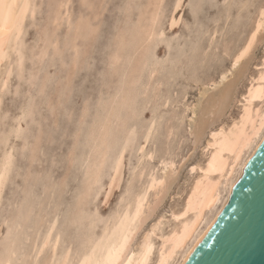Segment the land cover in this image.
<instances>
[{"label":"rangeland","instance_id":"rangeland-1","mask_svg":"<svg viewBox=\"0 0 264 264\" xmlns=\"http://www.w3.org/2000/svg\"><path fill=\"white\" fill-rule=\"evenodd\" d=\"M32 1L33 8L40 10L35 8L33 17L28 14L24 22L21 74L13 62L15 55L1 70L0 142L8 138L4 147L13 161L0 196V264L10 248L16 252L10 264H49L51 247L36 258L34 246L53 218L51 239L58 241L52 264H72L88 235L99 236L133 197L135 148L152 120L154 133L144 147L153 152L149 163L157 164L159 173L158 162L163 157L172 160L174 173L166 171L169 179L159 204L150 198L155 212L146 213L150 220L135 236L134 248L158 217L163 216L162 231L169 229L170 212L182 205L198 174L191 167L205 159L209 132L238 114L247 82L264 57V30L229 78L217 86L204 85L229 69L264 0ZM178 2L180 10H176ZM172 16L176 24L170 29ZM151 29L161 36H148ZM185 109L190 112L184 114ZM22 112L27 115L20 122L22 133L15 138L9 131ZM125 124L132 128V140L119 153L113 139L124 135ZM2 148L0 144V155ZM99 149L112 158L104 162L96 184L88 181L86 172ZM115 154L121 159L116 165Z\"/></svg>","mask_w":264,"mask_h":264},{"label":"bare ground","instance_id":"bare-ground-1","mask_svg":"<svg viewBox=\"0 0 264 264\" xmlns=\"http://www.w3.org/2000/svg\"><path fill=\"white\" fill-rule=\"evenodd\" d=\"M4 3L11 4L12 8L10 11L5 8L3 14L0 15V93L3 91L4 88V82H2L1 80V70L3 69V65L8 62V59L11 58V55H15L16 59L13 62H15V66L17 67L18 75L21 74L19 72L23 65V53L21 48V36L23 26L27 15L31 14V17H33V12L36 8L35 6V8H33L32 0H4ZM179 4L180 3L178 2L177 5ZM39 6L40 5H38V7ZM178 8L179 6H176V10ZM38 10L40 9L36 8L37 12H39ZM60 10L61 12L63 11V6L60 7L59 11ZM31 17L30 20L33 19H31ZM62 18L64 19L65 17ZM68 21L69 20H67V22ZM53 24L55 26L57 23ZM175 24V17L172 16L169 21L170 29ZM60 28H58V30H60ZM263 30L264 4L258 8L256 12V17L253 22V27L249 32L245 43L233 55L229 69H226L219 73L220 77L217 81L212 80L210 81V83H206L204 87L213 86L216 85V83L224 82L229 74H233L232 72H234V70L238 68L240 63L249 55L254 44L258 40V35ZM145 33H148L147 30ZM152 34L158 35L157 38L161 36V33H155V31L151 29L148 33V36H151ZM214 34L215 32H211L210 37H213ZM52 47L54 48L55 44ZM151 66L155 67L154 64ZM257 67V71H255L256 73H253L254 75L249 78L250 81L247 82L249 83L248 86L246 88L244 87L246 89V92L242 94V100L240 101L241 107L239 106L240 110H238V114L235 117L231 118V120L229 119L230 121L227 120L228 122L226 121V123H223V121L220 125L218 124L217 127H212V130L210 129L211 131L209 132V137L208 139L206 138L207 141L206 143H204L205 146L203 145L205 149L204 151H206L205 159L202 163H197L196 166L194 164L193 167H191V172L193 173V171H195L198 172V174H196V177L194 176L195 173L192 175L195 178L191 182L189 189L187 188L188 191H185L186 197L183 200L182 205H178L179 209L177 208L178 210L173 212L169 211L171 213L170 220L172 221L170 223L171 225H168L170 226L169 229L166 232L162 231L164 220L163 216H160L155 221H153V223H151V225H149V227H147L144 232H142V235H140L141 237L139 239V242L134 246V248L131 247L132 242H135L133 240L135 239L137 233L139 232V234H141L140 230L148 218L146 217V213L150 210H153L152 207L159 199V196L160 194H162L163 189L166 190L167 186L165 185L167 184V180L169 179H166V171L168 170L170 172H173L171 170L174 167V162L172 160L163 159V157L158 162L162 166V171L160 170V172L163 173H158L157 169L159 167L157 166V164L153 165L149 163V161H152L151 159L153 158V152L145 150L144 147L154 133V123L152 120H150L144 128L141 141L136 145L135 148L137 160L135 159L136 164L133 166L135 183L133 197L129 201H127L125 205H123V207L119 210L118 213H116L112 218L110 217L111 220L109 218L110 221L106 223L99 236L95 237L91 234L88 235L85 248L79 253V255H77V257L73 260L72 264H185L192 252L195 250V248L201 242L205 234L208 232L221 210H223V207L228 201L236 184L244 175L252 158L254 157L258 148L264 141V57ZM5 69L7 68L5 67ZM151 76L152 75H150V78ZM182 99H184V96H182ZM167 103V100L163 101L164 106H166ZM186 110L187 109L184 110V114L186 113ZM26 115L27 114L25 112H22L21 114H19V116H17V118L15 119V123L13 124V126H11V129L9 131L10 135L16 138L22 133L20 122L24 120ZM231 116L233 115L231 114ZM166 132V134L170 136V129L168 130L167 128ZM121 133L124 135L122 136L119 134L116 136V138L113 139L115 140V147L118 149L119 153L122 152L126 148V146L130 144L132 140V128L125 124ZM7 140L8 138L5 136V138H3L0 142V144H2L4 148H2L3 153L2 155H0V173H3L4 176L3 184L2 186H0V196L7 180V177L9 175L11 164L13 161L12 153L4 147L7 144ZM154 146L155 145H153V147ZM97 153L100 154H98V157L96 156L97 159L94 160V163L91 164V166L87 169L86 172L88 181H93V183L96 184L99 182V173L100 169L104 165V162L107 159L112 158L105 152L101 153V149H99ZM118 160V155L115 154V156L113 157L114 165L118 163ZM170 174H168V177L170 176ZM187 178L191 177L187 176ZM109 181L111 186L115 182L114 179H111ZM188 181H191V179H188ZM186 184H188V182ZM89 190L90 188L87 189L88 192ZM150 198L154 199L155 202H153L154 204L152 205ZM174 208L175 207L173 206V210ZM45 211H47V208ZM153 211L155 212V210ZM80 216L81 215H79V218ZM87 220L88 224H92L93 221L91 220V218H88ZM55 221V218L49 221V225L47 226L44 235L40 239L38 246H34L36 248V254L38 255L36 258L39 257V253H42L43 249H45L47 246L51 247L50 253H48L50 254V257L48 259L49 264H52L55 261L56 257V246L58 240L56 238L53 240L51 239ZM167 227L164 226V228ZM36 236L38 237V233ZM155 238L159 239V242L157 244L155 242ZM15 253L14 249L10 248L9 256L3 261L2 264H10V261L13 259ZM63 261L64 263L68 261L67 253L65 254V258Z\"/></svg>","mask_w":264,"mask_h":264},{"label":"water","instance_id":"water-1","mask_svg":"<svg viewBox=\"0 0 264 264\" xmlns=\"http://www.w3.org/2000/svg\"><path fill=\"white\" fill-rule=\"evenodd\" d=\"M185 264H264V141Z\"/></svg>","mask_w":264,"mask_h":264},{"label":"snow or ice","instance_id":"snow-or-ice-1","mask_svg":"<svg viewBox=\"0 0 264 264\" xmlns=\"http://www.w3.org/2000/svg\"><path fill=\"white\" fill-rule=\"evenodd\" d=\"M177 6H179V5H177ZM5 8H7L10 11L12 8V5L11 4H5L4 0H0V15L3 14V11ZM3 181H4L3 173H0V186H2Z\"/></svg>","mask_w":264,"mask_h":264}]
</instances>
